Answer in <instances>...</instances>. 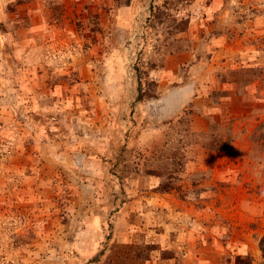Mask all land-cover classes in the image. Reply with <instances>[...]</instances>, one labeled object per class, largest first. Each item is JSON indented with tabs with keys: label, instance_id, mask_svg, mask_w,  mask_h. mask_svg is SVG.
Listing matches in <instances>:
<instances>
[{
	"label": "rangeland",
	"instance_id": "1",
	"mask_svg": "<svg viewBox=\"0 0 264 264\" xmlns=\"http://www.w3.org/2000/svg\"><path fill=\"white\" fill-rule=\"evenodd\" d=\"M263 233L264 0H0V264H263Z\"/></svg>",
	"mask_w": 264,
	"mask_h": 264
},
{
	"label": "trees",
	"instance_id": "2",
	"mask_svg": "<svg viewBox=\"0 0 264 264\" xmlns=\"http://www.w3.org/2000/svg\"><path fill=\"white\" fill-rule=\"evenodd\" d=\"M142 97H139V99ZM260 249L262 251V256H263V264H264V233L262 234L260 238Z\"/></svg>",
	"mask_w": 264,
	"mask_h": 264
}]
</instances>
